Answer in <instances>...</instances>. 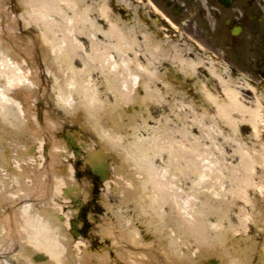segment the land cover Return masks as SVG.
I'll return each instance as SVG.
<instances>
[{
    "label": "bare ground",
    "instance_id": "6f19581e",
    "mask_svg": "<svg viewBox=\"0 0 264 264\" xmlns=\"http://www.w3.org/2000/svg\"><path fill=\"white\" fill-rule=\"evenodd\" d=\"M115 1L126 7L120 0ZM6 3L7 0H0V13L8 7ZM14 4L24 11L18 17L21 18L19 24L22 22L42 30L40 34L44 49L39 59H32L33 55L29 57L27 51L20 50L19 45L9 39V35L2 33V30L0 32V79L6 77V82H0V202L3 206L0 209V258H21L23 262L28 260L26 264H250L249 249L223 245V240L231 233L229 225L216 230L206 220L212 215H220L225 222L224 210H227L228 203L214 199L209 187V190L195 188V179H198L197 185L201 188V184L212 186L215 180L211 175L216 176L209 174L206 179L200 180L203 176L199 170L203 167L198 155L199 143L191 144L192 149L187 150L183 142L176 141V136L184 139L186 133L190 132L184 129V117L180 119V112H173L170 107L176 104L177 97L183 98L185 94L181 88L184 79L176 72L190 76L195 67L203 65V58L196 54L195 59H186L172 52L174 44L171 46L166 39L153 40L146 36L144 41L149 49L154 44L165 57L163 72L151 71L144 75L137 69L128 71L129 60L125 59L127 62L116 65L120 71L124 68L127 74L122 78L120 72H113L116 68L111 70L110 66L105 67L99 61L96 63L97 58L103 56L104 49L107 52L108 47L103 42L114 40L118 45L117 50L123 54L126 51L123 48L131 49L124 47L123 43L129 42L135 49L137 41L131 36L133 26L120 30L115 24L118 18H108L103 1L15 0ZM90 11L96 14L93 18L88 15ZM49 15H55L53 19L56 21L50 19ZM98 17L108 23L107 29H102ZM2 22L0 17V27ZM52 25L65 27L67 34L64 31L63 37L66 43L55 46L49 42ZM75 35L81 36L82 45L74 41ZM98 35L104 41L98 39ZM86 47H89L91 54L84 53ZM183 48L186 50V45ZM155 52L153 48L151 53ZM131 53L134 59L136 52ZM85 55H92V58L85 60ZM111 58L108 54V60H116L115 56ZM76 62H80L81 66L75 67ZM207 62V71L217 80L222 95L204 91L202 101L210 108L213 106L216 117L229 126L230 138L240 129L238 125L247 122L256 135L261 131L264 133V88L257 92L261 97L257 98L254 107L246 106L238 99L240 89L229 84L232 78H229V66L218 65L220 61L216 57H208ZM30 69L35 75L44 73L46 76L54 74L56 78L63 77V80L56 79L52 84L54 87L52 92H48L52 93L48 101L42 98L43 81L32 79ZM9 70H13L11 75L7 74ZM89 70L101 74V77L95 78V82L105 85L103 92L109 101L89 98L91 95L83 92L85 87L82 83L75 86L76 82L68 77L70 74L83 77ZM27 74H30V78ZM120 81L124 83L123 86L119 84ZM16 84H22L23 88L13 87ZM139 84L141 90L137 92ZM47 85L50 86L49 81ZM32 87H37V90ZM148 87L151 88L150 92ZM156 88L164 89L167 103L155 98ZM9 89V93L15 97L23 96L27 100L29 95L36 93L41 101L33 100V105L24 104L7 95ZM169 90L178 91V95L171 96ZM149 109L153 112L167 110L163 121L157 119L161 121V136L167 138L165 144H157L153 137L156 128L147 123L148 117L152 116ZM25 110L32 114L27 115ZM168 114L176 117L178 122L181 120L182 127L175 129L167 119ZM196 119L191 120V126L195 125ZM32 121L36 125H32ZM66 121L75 123L66 125ZM260 125L261 130L258 129ZM135 129L145 131L146 135L142 134L143 138L137 139ZM65 132L73 135L76 145H84L90 151L100 149L104 153L101 163H107L109 169L116 166L117 173L124 176L125 180L116 177L115 182L120 184L122 198L129 202L132 213L124 210L126 203L111 212L109 210L110 219H115L111 228L100 227V231H96L98 223L110 209L106 203V193L115 186L113 172H109L108 180L100 182V187H103L99 190L102 213L95 219L88 214L85 220L80 216V208L91 193L90 182L76 176L73 151L68 156L59 152V148L67 149ZM26 137L32 138L37 145L35 152L32 144H27ZM240 146L237 147L238 167L243 170L244 176L235 178L239 186L243 182L249 183L248 166L252 164L251 156L246 155L247 151ZM262 152L256 155L260 162ZM159 158L164 163L155 171L154 161ZM136 174L141 175L140 178ZM126 181L132 186H128ZM171 181L175 184L174 189L169 185ZM187 183L195 197L202 195L203 206L200 211L197 209V215L183 212L185 201L181 202L180 195L184 193ZM179 185L181 188H178ZM63 190L67 193L63 194ZM190 198L193 196L187 199ZM215 201L222 204V211L215 212L211 205ZM63 206L64 212L61 211ZM163 207L165 210L159 211ZM71 217L77 220L73 227L76 233L68 229L69 224L64 223L69 222ZM74 236L80 239L74 240ZM37 253L46 259L43 262L34 261L32 257ZM4 264L8 263L5 261ZM260 264H264V261Z\"/></svg>",
    "mask_w": 264,
    "mask_h": 264
},
{
    "label": "rangeland",
    "instance_id": "374dc122",
    "mask_svg": "<svg viewBox=\"0 0 264 264\" xmlns=\"http://www.w3.org/2000/svg\"><path fill=\"white\" fill-rule=\"evenodd\" d=\"M5 1V0H3ZM124 1L125 0H121ZM15 2V0H14ZM11 0H7L8 4L5 9H3L0 13V17L3 20L1 27H0V32L2 30V33L9 35V39L19 45L18 48L20 50H25L28 53V56L31 57L32 59H39L40 54H42L44 46L42 45L41 39H42V34H40V31H42L39 28H34L30 25H24L22 22L21 24L18 23L19 19L18 17H21L22 13L24 12L23 10L20 9V7L15 8L14 4H11ZM89 2H85V4ZM16 4V3H15ZM94 4V3H93ZM104 5H106V13L108 14V18L111 19H116L118 18V23L119 27H121V30H127L128 26H134V20L130 17V15L127 14L126 11H121L119 9H114L113 4L109 0H105ZM94 7V5H93ZM96 10V9H93ZM97 11V10H96ZM100 12V11H99ZM89 16L93 18L96 14L94 12H89ZM98 13V12H97ZM49 18L56 21L55 15H49ZM49 19V20H50ZM98 22L101 23L102 20L100 18H97ZM106 21V20H105ZM20 22V21H19ZM59 24V22H57ZM81 23V22H80ZM107 24H103L102 29H106ZM24 29H28L33 33V36L28 34L27 32L24 31ZM52 30L51 38L49 37L48 40L51 44L53 45H60L61 43H66L65 38L63 37V34H65L64 31L67 30L65 27H60L59 25H52L50 28ZM147 36V35H145ZM193 38V37H192ZM101 39L102 41L103 38H98ZM78 39L75 37L74 41H77ZM41 43H40V42ZM65 41V42H64ZM81 41V40H80ZM197 42V44H196ZM194 42L191 39H188L185 37L181 41H171L169 42L171 46L174 44V47L172 50L183 55L186 59H195L196 54L200 55L203 58V65L197 66L192 70V73L190 76L182 75L184 73L178 71L181 73L179 76H181L184 79V86L181 88L184 90V97L179 98L175 100L176 104H172L170 107H172L173 112L179 111L180 116L179 118H183V123L186 124L185 130L190 131L187 132L185 135V138L182 139V137H177L176 136V141H180V143H184V146L186 149H192V146H190L193 143H199V148H198V155L199 159L202 164V169L199 170L201 171V174L203 176L201 181L206 179V177L209 176V174H215L216 176H212V180H215V182L212 184V186L208 185H203L201 184V188L197 185L198 179H195L196 182V189H205L213 192L214 199L221 200L222 202L228 203L227 205V210H224L226 217L225 222L224 220L220 219L221 216H216L212 215L211 217L207 218V222L210 223L213 228L216 230H221L226 224L229 225V229H231L230 236H226L225 239L223 240V245L226 247H235L236 249H249L250 253V264H260L262 261H264V152L263 147H264V133L261 131L258 135L254 133V130H251V125L250 123H242L241 125H238L237 127L240 128L238 129V132L233 135V138H230L229 135V126H225L226 124L223 123L220 119L216 117V110L212 106H207L205 102L202 101V94L205 92H211L216 95H222L221 89L218 85L217 80H215L207 71L206 66L208 65L207 58L212 55V53L208 50L210 45L207 43L205 45L203 42L196 40ZM79 45H82L81 42H77ZM104 45H107L108 49L107 52L104 49V54L101 58H97L96 63H102L105 65V67L110 66L111 70L116 68V65L119 64V62H123L126 60H129V70L128 71H134L135 67L136 69L141 73L144 72V75L147 72H154V73H159L163 72L164 65L162 62H164L165 57L162 56L163 53L162 51L156 47L154 44H152L151 49L155 48V54L151 53L149 47L146 45L145 41H137L135 49L131 47L129 42L123 43L124 47H128L131 49H126L123 54L117 50L116 47L118 45H115V41H106L103 42ZM154 43V42H153ZM200 44V45H199ZM186 45V50H184V46ZM199 46L202 47V49H199ZM120 47V46H119ZM222 48V47H220ZM220 48L219 52L220 53ZM89 49V47H88ZM88 49H83L85 54H88ZM139 52L141 55H136L134 59H132V53L131 52ZM146 52V53H145ZM160 52V53H159ZM199 52V53H198ZM215 52V51H213ZM201 53V54H200ZM216 53V54H217ZM39 54V55H38ZM91 54V53H89ZM110 54L112 58H116V60H108L107 55ZM166 55V54H165ZM221 54H218L216 57L220 62L218 65L224 66L228 65L229 66V54L220 57ZM37 56L38 58H36ZM164 57V58H163ZM213 57V55L211 56ZM92 55L87 56L85 55V60L86 59H91ZM111 58V59H112ZM126 59V60H125ZM113 62L114 64L110 63ZM117 62V63H116ZM127 62V61H126ZM136 62V63H135ZM124 63V62H123ZM135 63V64H134ZM75 67H80L81 64L80 62H76ZM37 66L39 67V64L37 63ZM216 66V65H215ZM264 68V61L262 64ZM41 67V65H40ZM146 67V68H145ZM148 67V68H147ZM186 67L189 68V66L186 64ZM217 67V66H216ZM119 66L115 69L113 72H120L122 78L123 76L127 77L126 72L123 71V69L118 70ZM147 69V70H146ZM31 70V69H30ZM126 71V70H125ZM32 72V79L37 81H43L42 83L44 84V91H42V95L45 94V96L49 97L51 99V94L48 93L50 90L52 92V87H54L52 84L56 79H62V78H56L54 74H48L47 76L44 73H38L34 74V71L31 70ZM13 73V70H9L7 73L8 75H11ZM128 73V72H127ZM30 74H27L29 77ZM42 74V75H41ZM124 74V75H122ZM178 74V73H177ZM39 75V76H38ZM258 75V74H257ZM46 76V77H43ZM97 76L101 77V74H96L94 70H89L88 73H84L83 77L82 75L76 76L75 74L73 76L68 75L71 81H75L76 84L82 83L83 87H85L83 92H86L87 94L91 95L92 99H95L97 101H100L101 99L108 100L107 96H105L104 88L105 85L101 82H95L97 81L95 78H98ZM120 77V75H118ZM228 77V76H227ZM252 77V76H251ZM259 79L264 78V69L263 73L261 75H258ZM257 77V78H258ZM5 78L0 79L1 83L6 82ZM30 78V77H29ZM235 78V77H234ZM230 79L229 84L231 87H235L237 89H240V96H238V99H240L243 103L245 102L246 106L249 107H254L255 102L257 101V98L261 97L257 92L258 91H248L244 88H241L240 86H237L239 84L237 81ZM255 78V77H254ZM120 79V78H119ZM118 79V80H119ZM117 80V81H118ZM122 80V79H121ZM128 80V79H127ZM48 81L50 82V86L48 87ZM126 83V82H125ZM120 85L123 86V82H119ZM240 85H243V87L246 86V83H242ZM18 86L19 88H23L22 84H16L13 85ZM27 86V84H25ZM36 86V84H34ZM30 87V86H29ZM74 87V86H73ZM203 87V88H201ZM35 90H37V87H32ZM106 89V88H105ZM11 89L7 91V95H11L10 92ZM41 90V89H40ZM83 90V89H82ZM151 88L148 87V92H150ZM172 92V93H171ZM155 98L159 100V102L167 103V97H165V92L164 89L158 90L156 88V91L154 92ZM169 94L172 96L173 94L177 96V93L175 90H169ZM252 95L251 97L248 96ZM239 95V94H238ZM36 93L32 95L31 97L28 98L27 101H22L19 99V101H22L24 104H32L33 105V100L36 99ZM222 97V96H221ZM246 100L249 102H246ZM109 101V100H108ZM130 102V101H129ZM130 104V103H126ZM125 106V105H124ZM129 106V105H127ZM149 112L152 116L148 117L147 123L149 125H153L156 128V133L155 131L152 133L153 137L155 138V141L157 144L161 145L162 143L165 144L167 141V138L164 136H161L160 133V124L161 121L164 120L163 115L167 112V110H156V112H153L149 109ZM25 113L27 115L32 114V112H28V110H25ZM165 117V116H164ZM160 118V122L157 121V119ZM167 118V116H166ZM193 118H197L194 126H191V120ZM61 119V118H59ZM173 125L175 129L182 127L181 126V120L176 119V117H173L172 115L168 114L167 118ZM200 121V122H199ZM66 121V125H73L75 122H70ZM36 125V122L32 121V125ZM193 124V123H192ZM263 127H264V123ZM106 125V123H104ZM228 127V128H227ZM259 130L263 129L262 125L258 127ZM135 133L137 135V139H142V134H145V131L142 132V130L135 129ZM89 137L88 134H84ZM90 138V137H89ZM92 139V138H91ZM26 142L29 140L27 137L25 138ZM241 145V146H240ZM240 146L243 148L245 151H247L246 155H250V159L252 164H250L249 167V178L250 181L249 183L243 182L241 186H239L236 181V179L242 178L244 176L243 170L239 169L238 167V153L239 149L237 148ZM263 148V149H262ZM262 152V157H261V162L258 161L259 156H256L258 153ZM124 154V153H123ZM253 158V159H252ZM203 161V162H202ZM164 162L162 159H156L154 161V170H158L161 168ZM157 167H156V166ZM230 167V169H229ZM252 170L250 171V169ZM116 166L113 168V182L115 183V186L113 189H110L106 193V203H108L109 208L108 213L102 217L100 222L98 223L99 226L96 227V231H100V227H112L115 224V219L111 217V211L117 209V207H121V205L126 203V206H124V210L128 211V213H132L131 205L129 202L124 201L122 198V191L119 190L120 184H116L115 179L116 177H119L120 180H125L124 176L121 174L117 173ZM155 170V171H156ZM138 178L141 175H137ZM198 177V174H197ZM241 180V179H240ZM128 186H132L128 181H126ZM213 182V181H212ZM190 183V181H189ZM191 184V183H190ZM190 184H185L186 188L184 190V193H181L180 195V200L185 201L184 202V209L183 212L187 215V213L190 214H196L197 215V209L200 211L202 209V195L200 194L198 197H195V195L192 194L190 191ZM171 189L175 188V184L173 185V181L170 182L169 184ZM209 187V188H208ZM178 188H181L179 185ZM203 192V191H201ZM190 199H187L188 197H192ZM124 201V202H123ZM2 204V202H0ZM211 205L214 207L215 212L217 211H222L220 208L222 207V204H218L217 201L211 203ZM230 205V206H229ZM126 208V209H125ZM110 210V212H109ZM165 210V207L159 209V211ZM102 213V212H100ZM199 213V212H198ZM185 215V216H186ZM189 219H193V217H188ZM110 219V220H109ZM103 221V222H102ZM135 224V223H134ZM140 228V226H138ZM142 230V228H140ZM210 234V233H209ZM222 237L224 235H221ZM80 239L79 237L75 238ZM255 246V247H254ZM232 259V257H230ZM112 261L115 259L114 255H111ZM128 260V259H127ZM7 262L8 264H26L28 263V260H25L23 262V259L19 258L18 260L8 256V257H3V260L0 261V264H4V262ZM42 260H40L41 262ZM43 262V261H42Z\"/></svg>",
    "mask_w": 264,
    "mask_h": 264
},
{
    "label": "flooded vegetation",
    "instance_id": "af4514ba",
    "mask_svg": "<svg viewBox=\"0 0 264 264\" xmlns=\"http://www.w3.org/2000/svg\"><path fill=\"white\" fill-rule=\"evenodd\" d=\"M109 1L114 9L126 11L134 20L131 36L136 41L145 40L147 35L152 39H166V42L187 37L194 42L208 43L213 57L229 54V78L235 77L237 86L251 92L264 88V78L258 77L264 69V0H125L128 3L120 0L126 5L124 8L118 1ZM97 37L101 38L100 35ZM219 48L220 53H217ZM242 83L246 86L240 85ZM63 135L68 141L63 153L68 156L73 151L76 176L90 180L91 193L80 208V216L86 220L90 214L95 219L102 212L99 190L103 187L92 172L90 157L84 147L76 145L66 132ZM76 222L75 217L70 218L73 233L77 232L73 228ZM81 229L84 235L83 227ZM33 257L37 258V255Z\"/></svg>",
    "mask_w": 264,
    "mask_h": 264
},
{
    "label": "water",
    "instance_id": "95a60500",
    "mask_svg": "<svg viewBox=\"0 0 264 264\" xmlns=\"http://www.w3.org/2000/svg\"><path fill=\"white\" fill-rule=\"evenodd\" d=\"M105 167H107V166H105ZM94 172L95 173H99V174L101 173L100 179L107 177V176H105V173L103 174V172H105L104 169L97 168V169L94 170Z\"/></svg>",
    "mask_w": 264,
    "mask_h": 264
}]
</instances>
